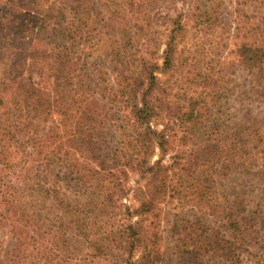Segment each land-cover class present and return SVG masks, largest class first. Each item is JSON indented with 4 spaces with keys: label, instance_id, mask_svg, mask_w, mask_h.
I'll use <instances>...</instances> for the list:
<instances>
[{
    "label": "trees",
    "instance_id": "trees-1",
    "mask_svg": "<svg viewBox=\"0 0 264 264\" xmlns=\"http://www.w3.org/2000/svg\"><path fill=\"white\" fill-rule=\"evenodd\" d=\"M148 1L0 0V227L35 245L29 259L12 264H81L76 247H88L94 233L113 239L110 216L123 177L156 171L149 157L156 142L164 151L166 136L151 125L161 67L143 55ZM175 31L165 71L176 59ZM239 53L262 75L264 46L243 44ZM245 150L242 156L251 154ZM204 186L200 199L211 189ZM154 202L152 196L138 210ZM200 243L234 256L232 240L208 235Z\"/></svg>",
    "mask_w": 264,
    "mask_h": 264
},
{
    "label": "rangeland",
    "instance_id": "rangeland-1",
    "mask_svg": "<svg viewBox=\"0 0 264 264\" xmlns=\"http://www.w3.org/2000/svg\"><path fill=\"white\" fill-rule=\"evenodd\" d=\"M145 6L150 36L143 55L161 67L151 125L166 136L164 151L156 142L148 161L154 174L123 177L125 190L110 216L113 239L94 233L88 247H76L81 264H138L146 246L151 253L141 264H264V70L250 72L239 53L243 44L264 46V0H149ZM174 30L176 59L165 71ZM245 149L251 154L242 156ZM204 185L211 189L200 199ZM152 196L154 204L141 213ZM232 218L241 228H233ZM208 235L232 240L234 256L224 255L227 247L202 246ZM34 247L10 226L0 227V264L29 259Z\"/></svg>",
    "mask_w": 264,
    "mask_h": 264
}]
</instances>
